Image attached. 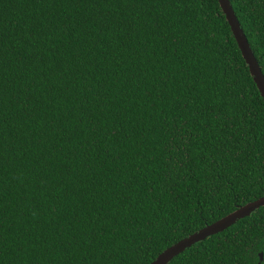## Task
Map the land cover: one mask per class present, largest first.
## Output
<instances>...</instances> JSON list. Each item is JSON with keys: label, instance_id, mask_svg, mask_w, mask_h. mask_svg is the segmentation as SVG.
Masks as SVG:
<instances>
[{"label": "trees", "instance_id": "trees-1", "mask_svg": "<svg viewBox=\"0 0 264 264\" xmlns=\"http://www.w3.org/2000/svg\"><path fill=\"white\" fill-rule=\"evenodd\" d=\"M229 1L264 75V0ZM262 196L218 0H0V264H150ZM259 262L264 206L168 264Z\"/></svg>", "mask_w": 264, "mask_h": 264}, {"label": "water", "instance_id": "water-1", "mask_svg": "<svg viewBox=\"0 0 264 264\" xmlns=\"http://www.w3.org/2000/svg\"><path fill=\"white\" fill-rule=\"evenodd\" d=\"M220 7L225 14L226 20L231 28L232 34L237 42V45L242 53V56L249 68L250 74L253 77L254 82L264 100V75L258 64L257 59L248 43V40L240 26V23L234 13V10L229 0H218ZM264 206V196L251 201L245 205L238 207L235 211L229 213L223 218L206 225L200 230L188 235L187 237L177 241L165 250H163L150 264H168L177 255L182 253L184 250L194 245L195 243L206 239L207 237L217 234L234 223L239 219L248 216L250 213L255 211L257 208ZM260 261L263 259V253L259 254ZM260 264V262L258 263Z\"/></svg>", "mask_w": 264, "mask_h": 264}]
</instances>
